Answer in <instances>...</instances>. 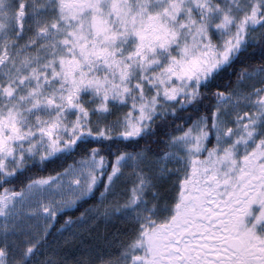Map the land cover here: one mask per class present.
Instances as JSON below:
<instances>
[{
    "label": "snow or ice",
    "instance_id": "6c2138e0",
    "mask_svg": "<svg viewBox=\"0 0 264 264\" xmlns=\"http://www.w3.org/2000/svg\"><path fill=\"white\" fill-rule=\"evenodd\" d=\"M0 264H264V0H0Z\"/></svg>",
    "mask_w": 264,
    "mask_h": 264
}]
</instances>
